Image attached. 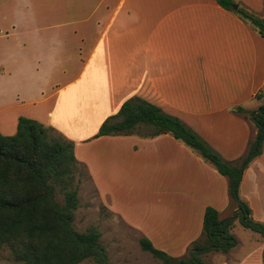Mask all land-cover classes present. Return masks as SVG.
<instances>
[{"label":"crops","instance_id":"0c3cea01","mask_svg":"<svg viewBox=\"0 0 264 264\" xmlns=\"http://www.w3.org/2000/svg\"><path fill=\"white\" fill-rule=\"evenodd\" d=\"M235 1L264 14V0ZM0 18L7 20L3 51L23 56L25 70L16 74L44 83L35 96L30 90L17 102L0 101L3 135L16 133L20 117L54 128L75 144L108 209L134 226L123 200H111L131 188L161 195L171 222L179 204L197 212L199 226L207 207L228 209L227 178L171 135L95 136L140 97L179 118L225 160L242 158L257 129L235 109L257 110L264 89V38L249 23L216 0H0ZM1 63L0 77L15 75ZM240 194L264 223V153L246 170ZM141 229L151 241L157 235Z\"/></svg>","mask_w":264,"mask_h":264},{"label":"trees","instance_id":"16d2710c","mask_svg":"<svg viewBox=\"0 0 264 264\" xmlns=\"http://www.w3.org/2000/svg\"><path fill=\"white\" fill-rule=\"evenodd\" d=\"M216 1L264 38V16L245 8L235 10V0ZM263 91L257 95L258 99ZM235 112L246 115L257 129L247 153L235 162L225 160L179 118L140 97L126 101L95 136L155 138L169 134L227 178L233 213L221 218L218 210L207 207L202 238L193 243L186 256L173 257L157 249L150 239H140L143 251L163 264H208L204 260L206 255L230 253L238 245L232 233L237 223L264 241V223L253 218L251 207L240 194L246 170L264 153V104L255 111L238 107ZM80 165L75 144L37 120L20 117L14 135L0 132V251L8 250L20 264H81L86 260L113 264L101 242L99 229L90 227L85 232L75 229V216L80 208V180L76 183ZM60 195L63 201L59 200Z\"/></svg>","mask_w":264,"mask_h":264},{"label":"rangeland","instance_id":"374dc122","mask_svg":"<svg viewBox=\"0 0 264 264\" xmlns=\"http://www.w3.org/2000/svg\"><path fill=\"white\" fill-rule=\"evenodd\" d=\"M264 14L262 15V17ZM7 24V20L0 18V26ZM0 36V65L1 61H7L9 68L15 73L11 77H0V101L3 99L10 102H17L18 96L26 95L43 87L44 83L34 76H20L17 72L25 70L22 64V53L14 50L11 55L8 51H3V43ZM33 54H29L28 60H32ZM30 68V67H29ZM30 69H34L31 67ZM20 96V97H21ZM264 104V91L260 99ZM20 111L17 108L15 111ZM29 110H23L22 113ZM29 115L28 112L24 114ZM5 133V132H3ZM80 180V208L76 213L74 226L78 232H85L90 227H96L102 234L101 242L106 247L109 260L113 264H163L155 259L150 253L143 251L140 239L145 236L144 231L154 233L152 243L157 249H161L173 257H184L191 249L193 243L202 238L203 217L199 226L197 212L182 211V204L176 210L178 216H173V221H167L163 205L162 196L148 194L147 188H131L129 195L123 197L120 193L111 196L113 202L123 200L125 208L132 211L126 212L125 216L131 219L136 226L132 225L121 215L113 214L109 208V199L99 196L92 189L87 171L81 165L78 167L76 183ZM122 199H121V198ZM183 195L179 199H184ZM59 200L63 201L60 195ZM182 203V202H181ZM136 210V211H135ZM234 211L231 204L221 218L230 216ZM187 215H190L186 219ZM120 216V217H119ZM240 242V246L228 254L210 253L204 260L208 264H264V241L255 233L244 229L239 223L232 230ZM0 264H20L13 260L8 250L0 251ZM81 264H96L92 260H86Z\"/></svg>","mask_w":264,"mask_h":264},{"label":"water","instance_id":"95a60500","mask_svg":"<svg viewBox=\"0 0 264 264\" xmlns=\"http://www.w3.org/2000/svg\"><path fill=\"white\" fill-rule=\"evenodd\" d=\"M234 9L235 10H238L239 9V6L236 4V5H234Z\"/></svg>","mask_w":264,"mask_h":264}]
</instances>
